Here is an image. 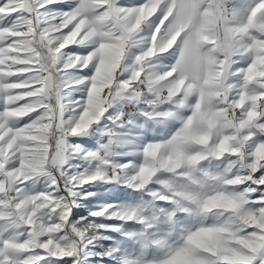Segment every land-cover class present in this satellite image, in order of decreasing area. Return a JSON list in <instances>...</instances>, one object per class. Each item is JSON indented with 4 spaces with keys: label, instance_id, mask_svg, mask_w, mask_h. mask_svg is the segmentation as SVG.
I'll list each match as a JSON object with an SVG mask.
<instances>
[{
    "label": "snow or ice",
    "instance_id": "obj_1",
    "mask_svg": "<svg viewBox=\"0 0 264 264\" xmlns=\"http://www.w3.org/2000/svg\"><path fill=\"white\" fill-rule=\"evenodd\" d=\"M0 264H264V0H0Z\"/></svg>",
    "mask_w": 264,
    "mask_h": 264
}]
</instances>
